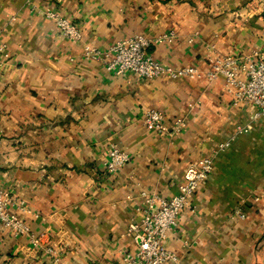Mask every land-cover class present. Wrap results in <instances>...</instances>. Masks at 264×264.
I'll use <instances>...</instances> for the list:
<instances>
[{"label": "crops", "instance_id": "crops-1", "mask_svg": "<svg viewBox=\"0 0 264 264\" xmlns=\"http://www.w3.org/2000/svg\"><path fill=\"white\" fill-rule=\"evenodd\" d=\"M46 8L82 40L65 39ZM170 31L178 40L148 53L173 67L264 53V0H0V187L26 203L20 217L62 264H122L137 251L128 227L142 218V196L176 195L189 165L227 141L166 246L179 264H264V118L236 137L255 109L234 108L223 79L115 76L83 57L87 45ZM150 110L186 128L158 135L144 125ZM114 146L131 160L109 175ZM0 264L52 261L0 223Z\"/></svg>", "mask_w": 264, "mask_h": 264}, {"label": "built area", "instance_id": "built-area-1", "mask_svg": "<svg viewBox=\"0 0 264 264\" xmlns=\"http://www.w3.org/2000/svg\"><path fill=\"white\" fill-rule=\"evenodd\" d=\"M45 15L55 22L65 39L73 42L82 40L81 31L53 9L46 8ZM197 36L198 34L195 35ZM178 38L179 35L175 31L163 33L154 38L135 35L117 42L107 50L87 45L83 57L90 63H104L106 71L115 76L132 73L146 80L159 78L206 80L210 84L223 79L225 90L231 96L234 108L248 105L255 109L251 121L236 128V137L249 134L253 129V123L264 118V53L221 56L216 58L207 70L192 66L173 67L157 61L148 53L154 46L173 45ZM193 41L194 38L190 39V43ZM0 56L8 57L7 46L1 43ZM144 125L158 135H174L186 128L184 118L178 117L170 124L165 115L157 110L147 112ZM230 144L231 141L221 143L211 156L192 162L176 195L170 198L147 194L142 196L145 205L140 208L142 218L128 227V233L133 237L137 251L127 253L122 264L180 263L177 255L167 248L166 241L178 227L182 213L191 206L193 195L213 173L216 157L219 153L226 151ZM130 160L129 153L114 146L110 150L104 169L109 175H115L128 165ZM19 211L30 213L24 201L0 187L1 225L11 230L16 236L28 237L35 249H44L52 264H62L60 250L44 247L43 237L32 233L30 227L20 217ZM233 217L245 219L246 215L237 210Z\"/></svg>", "mask_w": 264, "mask_h": 264}]
</instances>
